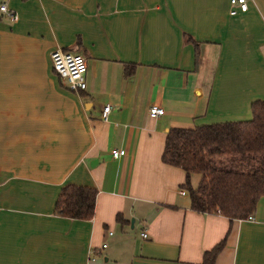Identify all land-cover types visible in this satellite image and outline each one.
Segmentation results:
<instances>
[{"label": "crops", "instance_id": "0c3cea01", "mask_svg": "<svg viewBox=\"0 0 264 264\" xmlns=\"http://www.w3.org/2000/svg\"><path fill=\"white\" fill-rule=\"evenodd\" d=\"M246 5L230 15L228 0L8 1L0 264H200L220 241L213 264H264V196L251 219L196 212L177 193L184 172L160 160L170 127L245 121L264 102V0ZM55 48L83 56V90L53 73ZM152 104L163 113L150 117ZM64 184L95 189L90 220L54 213Z\"/></svg>", "mask_w": 264, "mask_h": 264}, {"label": "trees", "instance_id": "16d2710c", "mask_svg": "<svg viewBox=\"0 0 264 264\" xmlns=\"http://www.w3.org/2000/svg\"><path fill=\"white\" fill-rule=\"evenodd\" d=\"M132 72L130 65H123L125 77ZM250 114L245 121L166 131L160 160L184 172L180 188L187 192L190 209L217 213L231 221L250 215L258 198L264 196V102L253 101ZM192 173L199 175L194 187L189 182ZM94 197L92 187L64 184L53 211L64 218L90 220ZM116 220L122 221L119 214ZM222 244L204 251L200 264H213Z\"/></svg>", "mask_w": 264, "mask_h": 264}, {"label": "built area", "instance_id": "2783aa9c", "mask_svg": "<svg viewBox=\"0 0 264 264\" xmlns=\"http://www.w3.org/2000/svg\"><path fill=\"white\" fill-rule=\"evenodd\" d=\"M9 0H1L0 11L10 15L12 20H16L17 16L11 11L7 4ZM229 2V14L233 15L236 11L243 12L246 10L247 0H228ZM50 66L53 73L61 80L62 84L71 91L83 90L85 87L84 73H85V60L82 55L73 53L70 51L55 48L49 53ZM109 109V105H104L101 109L100 118L106 120V114ZM163 113V109L157 105H150L148 107V115L150 117H157ZM110 156L116 159L124 155L123 149L113 148L110 149ZM179 195H184L186 191L179 189L177 191ZM247 219L252 217L248 215ZM141 237H145L144 231L140 233ZM105 245L102 244V247Z\"/></svg>", "mask_w": 264, "mask_h": 264}, {"label": "water", "instance_id": "95a60500", "mask_svg": "<svg viewBox=\"0 0 264 264\" xmlns=\"http://www.w3.org/2000/svg\"><path fill=\"white\" fill-rule=\"evenodd\" d=\"M132 221V220H131Z\"/></svg>", "mask_w": 264, "mask_h": 264}]
</instances>
